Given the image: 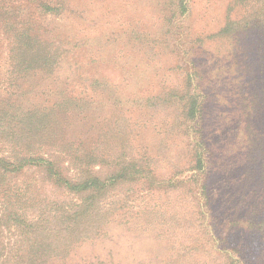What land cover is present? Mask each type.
<instances>
[{"label": "rangeland", "instance_id": "rangeland-1", "mask_svg": "<svg viewBox=\"0 0 264 264\" xmlns=\"http://www.w3.org/2000/svg\"><path fill=\"white\" fill-rule=\"evenodd\" d=\"M0 160L4 254L264 264V0H0Z\"/></svg>", "mask_w": 264, "mask_h": 264}, {"label": "trees", "instance_id": "trees-1", "mask_svg": "<svg viewBox=\"0 0 264 264\" xmlns=\"http://www.w3.org/2000/svg\"><path fill=\"white\" fill-rule=\"evenodd\" d=\"M45 8H47V6H45ZM34 163H37L36 161H31V162H23L22 166H32L34 165ZM47 165L50 166V162L46 161ZM10 165H13L12 163H8ZM4 162L3 160H0V170H5L6 166H3ZM47 167L48 170L51 169V167ZM15 168H12L11 171H13ZM19 169V168H16ZM55 173V171H52ZM11 252H7L6 254H4L3 250H0V264H3V261H1V259H3L6 256H13L15 257V261L13 262V264H38L37 262H34V257H37V252H35L34 250H29V251H21L18 250L16 251L15 254L11 253ZM20 258H26V259H22L25 261H19ZM29 259H32V261L27 262Z\"/></svg>", "mask_w": 264, "mask_h": 264}]
</instances>
